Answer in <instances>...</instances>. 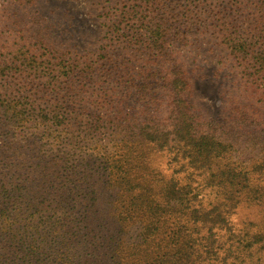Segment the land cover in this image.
<instances>
[{"label": "rangeland", "instance_id": "374dc122", "mask_svg": "<svg viewBox=\"0 0 264 264\" xmlns=\"http://www.w3.org/2000/svg\"><path fill=\"white\" fill-rule=\"evenodd\" d=\"M70 67L77 87L60 105L69 124L57 141L38 115L53 114L64 95L53 86ZM144 85L157 115L137 93ZM24 98L35 104L26 119L7 107ZM179 105L206 149L177 136ZM129 125L168 130L169 144H138ZM53 159L61 190L43 197L31 187ZM104 181L114 235L106 257L82 246L96 229L89 198ZM4 182L12 196L0 195V264H143L151 214L146 264H264V0H0ZM124 214L137 222L122 243Z\"/></svg>", "mask_w": 264, "mask_h": 264}, {"label": "trees", "instance_id": "16d2710c", "mask_svg": "<svg viewBox=\"0 0 264 264\" xmlns=\"http://www.w3.org/2000/svg\"><path fill=\"white\" fill-rule=\"evenodd\" d=\"M162 39V40H161ZM161 42L158 43V45L156 44L155 39H153V47L157 50H159L158 46H160V48L162 49V45L164 42V35L161 36L160 38ZM90 69V66L87 68ZM74 73V69L73 67H70L68 69H66L64 71V81L62 82L61 87H55L53 86V90H58L60 88V92H62L63 98L60 97L57 99V103L54 105V109H53V114H42V115H38L40 117H42V121H44L45 125L46 123H48L49 125L47 126L49 128V133H48V129L46 127L45 132L47 134V136L50 137H54L55 140L60 141V129L59 128H63L68 126L69 124V117H67L65 114H62L61 111V104L64 103H69V101H67L65 98H68L69 93H72L77 85L74 81H72V77L71 74ZM88 74V70H83L81 69L80 72V76L79 77H83L85 78V75ZM173 84H175L176 89L178 91H175L176 96H180L178 100L181 101V104H183L184 102L181 99V92L182 89L185 88L186 81H184V79L182 77H177ZM149 91H150V87L144 85V86H140V88L137 90V93L140 94V98L142 99V101L145 103L144 106L150 105V103L152 101H154V104L157 105V107L155 108V113L156 115L159 114V108H160V104L157 101V97H151L149 96ZM59 92V93H60ZM70 99V98H69ZM72 100V98H71ZM73 101V100H72ZM183 102V103H182ZM14 104V105H13ZM186 104V103H185ZM7 107L8 108H14V110L16 112H18L20 115H22L25 119L30 117L32 115V113L35 111V104L33 103L32 99L29 98H24V101H18V102H14L13 100H9L7 103ZM179 107L181 108L180 111H177V114L179 116H177V123H176V129L175 131H177V136H180L181 138L186 140V143H191L195 148H197L198 150H204L206 149L208 146H210L209 143H204V142H200L203 139H201L202 137L196 135L195 133H193V129L194 128V124L191 123L187 118V112H186V108L185 107H181L179 105ZM178 107V109H179ZM155 115H152V117L150 119H148L147 121L150 122H154L156 120V117H154ZM100 123H96L94 125H89L90 130H92L94 133H98L100 131ZM140 131H137V128L134 126H130L129 125V129L130 131L133 133V135L137 134L139 135L138 140L136 141L138 144L142 143L144 145L147 144H154L155 146H160L161 142H163V144H169V135L167 134L168 130H163L162 132H160V134L156 133V130H152L153 128L151 127L149 129L148 126H142L140 125L139 127ZM196 132V130H195ZM207 138H209L207 136ZM51 139V138H50ZM211 139V138H210ZM200 140V141H199ZM161 146H164V145ZM216 146V144L214 145ZM103 155L106 156V151H103ZM146 158H143V163L146 164ZM54 162V163H53ZM57 161L55 159H53L50 162L51 168H49L47 165V161L43 162L42 164L40 163V172L39 175L41 176V180L37 181L36 183L33 184V186L31 187L34 192L36 193H40L43 197L49 193H51L52 195L55 194L57 195V193L59 192V190H61L59 182H58V177L55 175V172L53 173V168L55 167ZM105 167L103 168L104 170V176L106 174V171L109 170L110 168V164L105 163ZM145 170L148 169L147 165H145ZM50 172L52 174H50ZM108 184L109 181H104L100 188L98 190H95L94 193L91 194L90 198H89V203H88V208L86 210V213L88 214V218H87V226L88 228H96L91 230L90 232L86 233V238L83 239L82 242V246L83 248L86 247H95L100 249V253H103V255L106 257L108 251L113 248L112 244L114 241V235L110 232V228H111V224L112 221L110 219V214H109V209H108V205L110 202V199L107 198V191H108ZM14 190H20L21 189V185L20 183H15L14 184ZM8 186L7 183H3V185L0 186V195H4L5 199H8L12 196V193H10V191H8V189L6 188ZM49 194V195H51ZM169 197L168 199H172L175 198L176 196H174L173 194L169 193ZM181 196V195H180ZM175 199H181L180 197L178 198V196ZM182 200V199H181ZM88 202V201H87ZM86 209V208H85ZM1 212L3 214H6L7 212V207H2ZM153 217H155V214H151L150 218L148 220V223H146V225L143 227L142 232L140 234L141 239H142V243H141V256H140V262L143 264L148 263V261L146 260L147 254H148V250H147V244L150 243L151 241V237H152V233L149 234V229L150 227L152 228V232H153ZM128 218V214H124L123 217H121V221L119 222V231H120V235L117 239V241H122V243L125 242V236L127 234V231L125 230L126 227H128V225H132V223H136L137 220L133 219L132 217L130 219ZM91 226H95V227H91ZM57 231V230H56ZM55 231V232H56ZM0 236H1V231H0ZM61 239L66 240L68 242H70V246L73 244L71 241V236H70V240H67L66 237L60 234L59 235ZM154 241V240H152ZM81 242V241H80ZM145 245V246H144ZM39 247L35 246L33 247L31 250V256H35V254H38ZM84 250V249H83ZM150 254V253H149ZM99 257V255H98ZM98 258L95 259V261ZM68 263H74L75 261H73L70 257L67 258ZM94 261V262H95ZM119 263L118 261H114V263ZM98 264H107V261L104 260L103 258H100L97 260ZM75 264H77V262H75ZM110 264V263H109ZM120 264V263H119Z\"/></svg>", "mask_w": 264, "mask_h": 264}]
</instances>
